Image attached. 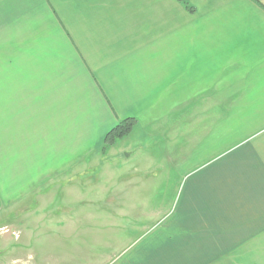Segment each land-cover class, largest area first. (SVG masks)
<instances>
[{
    "label": "crops",
    "instance_id": "1",
    "mask_svg": "<svg viewBox=\"0 0 264 264\" xmlns=\"http://www.w3.org/2000/svg\"><path fill=\"white\" fill-rule=\"evenodd\" d=\"M188 2L193 12L179 0H0L1 219L66 209L72 177L133 118L103 153L189 177L162 227L106 264H264V7ZM71 231L74 249L27 264H83Z\"/></svg>",
    "mask_w": 264,
    "mask_h": 264
},
{
    "label": "rangeland",
    "instance_id": "2",
    "mask_svg": "<svg viewBox=\"0 0 264 264\" xmlns=\"http://www.w3.org/2000/svg\"><path fill=\"white\" fill-rule=\"evenodd\" d=\"M150 149L149 155H155L156 147ZM158 161L148 156L141 159L137 151L130 156H117L106 155L102 150L97 162L93 161L88 170L72 177L77 187L76 192L65 194L66 209L39 208L31 210L29 217L0 218V236H8L5 245L0 241V264H17L13 262L16 256L20 257V264H27L34 254L36 261H41L45 252H69L74 249L73 242L67 237L64 239L63 234L69 236L67 233H73L71 228L76 227L82 236L83 264L104 261L106 264L120 258L142 239H147L153 228L162 227V220L176 210L180 194L186 187L188 172L162 174L155 170L159 168L155 163ZM52 195L58 197L63 193ZM44 216H75L77 225L67 226L65 231V227L37 224L33 220ZM3 225L9 226L3 230Z\"/></svg>",
    "mask_w": 264,
    "mask_h": 264
},
{
    "label": "trees",
    "instance_id": "3",
    "mask_svg": "<svg viewBox=\"0 0 264 264\" xmlns=\"http://www.w3.org/2000/svg\"><path fill=\"white\" fill-rule=\"evenodd\" d=\"M180 2L185 3L186 7L193 12V7L189 4L188 0H179ZM257 1L262 7H264V2L262 0H255ZM137 121L133 118H129L123 120L118 123V125L110 130L105 137L104 141V148L103 150H107L109 147L113 146L117 140L122 139L128 135H130L134 128L136 127Z\"/></svg>",
    "mask_w": 264,
    "mask_h": 264
}]
</instances>
